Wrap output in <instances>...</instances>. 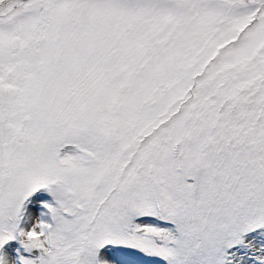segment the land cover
Segmentation results:
<instances>
[{
	"label": "snow or ice",
	"instance_id": "6c2138e0",
	"mask_svg": "<svg viewBox=\"0 0 264 264\" xmlns=\"http://www.w3.org/2000/svg\"><path fill=\"white\" fill-rule=\"evenodd\" d=\"M0 264H264V0H0Z\"/></svg>",
	"mask_w": 264,
	"mask_h": 264
}]
</instances>
